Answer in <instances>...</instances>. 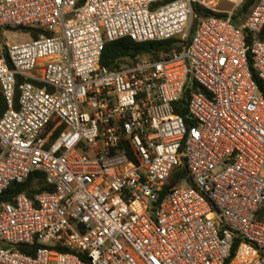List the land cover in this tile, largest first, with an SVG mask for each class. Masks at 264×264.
Segmentation results:
<instances>
[{
	"label": "built area",
	"instance_id": "1",
	"mask_svg": "<svg viewBox=\"0 0 264 264\" xmlns=\"http://www.w3.org/2000/svg\"><path fill=\"white\" fill-rule=\"evenodd\" d=\"M246 1H0V30L43 32L0 56V195L36 171L53 186L0 204V264H264V41L246 34L264 0L237 26ZM194 4L225 16L184 52L102 66L110 42L186 40ZM182 168L192 185L161 198Z\"/></svg>",
	"mask_w": 264,
	"mask_h": 264
},
{
	"label": "trees",
	"instance_id": "2",
	"mask_svg": "<svg viewBox=\"0 0 264 264\" xmlns=\"http://www.w3.org/2000/svg\"><path fill=\"white\" fill-rule=\"evenodd\" d=\"M255 4V0H247L235 13L234 23L237 26H241V18L245 16L251 7ZM194 11V20L192 24V28L190 34L186 40H183L181 37H176L170 40L162 41V42H147V43H136L131 39H122L115 42L107 43L105 49L103 51L101 64L102 66L110 69V70H123L135 65L142 59L147 60H157L159 56L163 53H172L173 51H177L178 53L184 52L195 34L197 26L199 23L209 17H224L225 15L214 13L198 4L193 5ZM8 30H23L27 32L31 39H38L40 34L43 33L39 30H28V29H20V28H8ZM1 33V30H0ZM249 43L257 40L264 41V30L261 34H259L256 38L249 32H246ZM46 36L51 35V33L46 32ZM259 83V82H258ZM21 81L18 83V89L15 97V106H18V100L20 95L19 86ZM260 85V83H259ZM192 88L197 90V86L193 85ZM187 91L186 99L189 94ZM187 101L181 100L180 103L176 106V112L183 117H187ZM8 106L3 94L0 95V118L7 111ZM187 122L190 126H195V122L187 119ZM188 177L187 169L182 168L181 170H176L173 173L170 182L165 187L164 192L161 195V198L165 196L167 191L174 185L181 183L184 179L188 181L190 185L191 181ZM44 191H53V186L49 185L46 179V176L41 171H36L30 175L27 181L22 184L14 183L12 184L7 191H5L2 195H0V204L2 203H13L15 198L19 194H25L30 199H35V196L44 192ZM38 244L34 246L28 245H20L17 246V250L28 255L34 257L37 253V250L40 248ZM237 246L234 247L235 253Z\"/></svg>",
	"mask_w": 264,
	"mask_h": 264
},
{
	"label": "rangeland",
	"instance_id": "3",
	"mask_svg": "<svg viewBox=\"0 0 264 264\" xmlns=\"http://www.w3.org/2000/svg\"><path fill=\"white\" fill-rule=\"evenodd\" d=\"M7 1V0H0ZM231 4L227 2H221L219 9L230 10ZM31 40L30 35L23 30H1L0 33V54L5 51L7 45L25 43Z\"/></svg>",
	"mask_w": 264,
	"mask_h": 264
},
{
	"label": "crops",
	"instance_id": "4",
	"mask_svg": "<svg viewBox=\"0 0 264 264\" xmlns=\"http://www.w3.org/2000/svg\"><path fill=\"white\" fill-rule=\"evenodd\" d=\"M2 55V53L0 54V56ZM2 94V87H1V84H0V95Z\"/></svg>",
	"mask_w": 264,
	"mask_h": 264
}]
</instances>
